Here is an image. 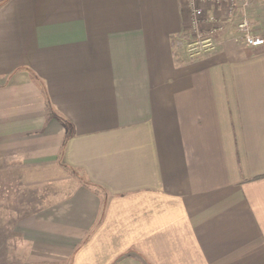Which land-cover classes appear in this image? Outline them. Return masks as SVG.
Here are the masks:
<instances>
[{"label":"crops","instance_id":"obj_1","mask_svg":"<svg viewBox=\"0 0 264 264\" xmlns=\"http://www.w3.org/2000/svg\"><path fill=\"white\" fill-rule=\"evenodd\" d=\"M245 14L264 38V0ZM205 15L217 50L191 59L183 0H0V219L7 186L36 189L9 212L14 247L264 264V45L242 40L244 12Z\"/></svg>","mask_w":264,"mask_h":264},{"label":"built area","instance_id":"obj_2","mask_svg":"<svg viewBox=\"0 0 264 264\" xmlns=\"http://www.w3.org/2000/svg\"><path fill=\"white\" fill-rule=\"evenodd\" d=\"M251 0H183L190 13L188 27L187 55L191 59H197L204 55L214 53L218 46V34L222 31V23L215 17L205 15L206 7L225 6L229 15L233 16L238 10L244 12L238 23V32L248 47H260L264 45V38L261 34L252 29V23L247 14L246 8Z\"/></svg>","mask_w":264,"mask_h":264},{"label":"rangeland","instance_id":"obj_3","mask_svg":"<svg viewBox=\"0 0 264 264\" xmlns=\"http://www.w3.org/2000/svg\"><path fill=\"white\" fill-rule=\"evenodd\" d=\"M5 178H6V184H8L11 181V179H13V177L11 178V176L9 177L8 175H6ZM33 190L35 191L36 189H26V188L7 186L5 188V193L7 195L5 208L7 209V212L8 211L11 212L12 210L18 208H20L22 212L25 211L28 212L29 209L27 207L29 206L30 201L32 199H35V193ZM38 196H39L38 198H41L40 194H38ZM9 212L7 213V219L5 220L0 219V224H1L0 231H2L1 228L3 224H5L6 227V229H4L3 234L0 233V264H61L57 262H51V263L36 262L34 260H31V258L29 257V252L25 250L26 248L14 247L13 244L15 238L14 228H13L14 221L10 219Z\"/></svg>","mask_w":264,"mask_h":264},{"label":"trees","instance_id":"obj_4","mask_svg":"<svg viewBox=\"0 0 264 264\" xmlns=\"http://www.w3.org/2000/svg\"><path fill=\"white\" fill-rule=\"evenodd\" d=\"M51 110L49 109V117L51 118L53 115H50ZM63 156V153H61V157ZM62 159V158H61ZM93 187V186H92Z\"/></svg>","mask_w":264,"mask_h":264}]
</instances>
